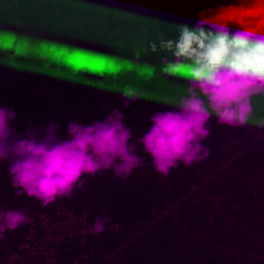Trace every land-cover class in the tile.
Here are the masks:
<instances>
[{
    "label": "trees",
    "instance_id": "obj_1",
    "mask_svg": "<svg viewBox=\"0 0 264 264\" xmlns=\"http://www.w3.org/2000/svg\"><path fill=\"white\" fill-rule=\"evenodd\" d=\"M197 20L228 27L239 22L249 29L264 31V0H0V33L27 37L32 45L20 55L18 40L0 36V106L15 111L11 125L16 133L27 127H40L42 131L49 121L65 131L73 120L88 124L90 116L99 117L112 109L123 113L124 123L132 131L130 142L137 145L142 165L130 176L116 177L111 170L95 177L85 176L70 198H58L49 205L62 200L73 211L89 206L95 219L111 218L101 240H93L88 246L97 262L101 261L99 253L105 252L125 253L126 264H202V257L210 254L212 245L204 249L193 234L206 225L203 222L216 208L203 213L185 195L218 167L224 159L221 150L226 142L237 139L247 143L264 133V129L255 127L220 125L213 117L208 122L211 135L202 141L209 150L206 157L191 167L180 164L167 176L153 168L139 138L150 129L151 115L172 110L163 101L178 98L186 81L162 75L163 53H152L151 47H158L161 37L175 38L177 25L194 26ZM128 87L144 95L136 101L129 100L125 106L121 91ZM254 105L257 113L264 114V97L256 98ZM255 148L261 150L260 145ZM256 162L263 167L264 161ZM8 163L0 162V210L17 209L34 215L40 202L26 194L15 195ZM252 189L244 196L251 199L250 208H237L238 211L224 206L226 213L230 212L229 228L237 223L234 230L240 237L247 232L264 235V179ZM182 197L176 204L178 208L157 217ZM112 224H117L120 231L105 230ZM154 227L159 228L158 233H154ZM24 229L23 224L15 231L6 230L0 239L3 264H7L9 254L17 251ZM137 229L144 231L135 236ZM130 238L126 247L116 252ZM188 251L190 255L186 257ZM260 259L262 262L256 263L264 264V249H260ZM244 263L253 262L232 258V264ZM63 264L72 262L65 259Z\"/></svg>",
    "mask_w": 264,
    "mask_h": 264
},
{
    "label": "clouds",
    "instance_id": "obj_2",
    "mask_svg": "<svg viewBox=\"0 0 264 264\" xmlns=\"http://www.w3.org/2000/svg\"><path fill=\"white\" fill-rule=\"evenodd\" d=\"M176 33L173 39L161 37L151 51L163 53L161 74L186 81V87L175 100L163 101L172 110L151 115L150 129L139 138L162 176L180 164L191 167L208 155L202 141L211 135L208 122L213 117L217 124L232 128L264 129V114L257 113L254 105L256 98L264 97V31L239 22L228 27L197 20L194 26L177 25ZM0 36L18 40L20 55L32 47L27 37ZM143 95L132 87L121 91L125 106ZM15 116L13 109L0 106V162H9L15 195L26 194L44 207L58 198H70L85 176L111 170L116 177L127 178L142 165L137 145L130 142L132 131L118 109L103 121L73 120L65 138L57 135L59 124L54 121L43 128V134L29 127L20 136L11 125ZM29 219L24 211L0 210V239L6 230L15 231ZM110 219L97 216L93 231L102 233Z\"/></svg>",
    "mask_w": 264,
    "mask_h": 264
},
{
    "label": "rangeland",
    "instance_id": "obj_3",
    "mask_svg": "<svg viewBox=\"0 0 264 264\" xmlns=\"http://www.w3.org/2000/svg\"><path fill=\"white\" fill-rule=\"evenodd\" d=\"M109 114H103L99 117L92 115L88 118V123L96 120L103 121ZM143 119L146 118L143 117ZM34 125L36 126V124ZM38 128L40 127L33 129L40 131L41 129ZM27 129H24V132H22L23 129L21 131L18 130L17 134L25 136ZM65 131H67V128ZM65 131L59 127L57 135L65 138L67 137V132L65 133ZM257 145L261 146V150L255 148ZM263 151L264 133H259L249 139L247 143L237 139L229 140L222 147L221 152L224 154V159L219 163L218 167L209 171L196 185L191 186L189 195H185L188 198V202L192 201L190 203L199 207L198 209H202L201 211L203 213L210 212L212 208H216L215 213L209 215L207 221L203 222H206V225L202 226L200 230L197 229L193 234V237L198 236L196 243L202 244L204 249L212 245L210 254H205L202 257V264H232L233 257L235 261L247 262L250 260L253 262L252 264L262 262L258 260H261L260 249H264V235H247L248 232L245 236L240 237V235H237L234 230L237 223H234L233 225L235 226L229 228L231 225L228 226L227 219L230 216V212L226 213L224 208L229 206L232 207V210H236L237 208H250L252 206L251 199L244 196H248V193L251 194L253 192V186L262 180V178L264 179V164L262 162L263 167H259L261 164L256 162L258 160L264 161V154H261ZM243 188H245L244 191ZM182 199L184 197L180 198L174 204L168 205L165 211L160 212L157 217H162L168 211L172 210V208H178L176 204L182 201ZM26 207L29 206L27 205ZM157 217L152 219L150 223H153ZM262 220H264L263 217ZM154 228V233H158L159 228ZM213 230L215 231L212 233ZM221 232L222 234H220ZM188 255H190L189 251L185 256L187 257ZM97 258L101 260L99 262L102 264H126L124 262L126 258L125 253L108 255L102 252L99 253ZM2 262L3 257L0 258V264Z\"/></svg>",
    "mask_w": 264,
    "mask_h": 264
},
{
    "label": "built area",
    "instance_id": "obj_4",
    "mask_svg": "<svg viewBox=\"0 0 264 264\" xmlns=\"http://www.w3.org/2000/svg\"><path fill=\"white\" fill-rule=\"evenodd\" d=\"M37 206L34 215H27L30 219L24 224L23 240L17 251L9 254L7 264H63L65 259L72 264H102L88 250L91 241L101 240V233L93 231L95 218L90 215L89 206L73 211L62 200L52 207H44L41 203ZM105 230L117 233L120 228L112 224ZM142 231L138 230L135 236ZM131 240L121 244L116 252Z\"/></svg>",
    "mask_w": 264,
    "mask_h": 264
},
{
    "label": "crops",
    "instance_id": "obj_5",
    "mask_svg": "<svg viewBox=\"0 0 264 264\" xmlns=\"http://www.w3.org/2000/svg\"><path fill=\"white\" fill-rule=\"evenodd\" d=\"M3 264V263H2Z\"/></svg>",
    "mask_w": 264,
    "mask_h": 264
}]
</instances>
